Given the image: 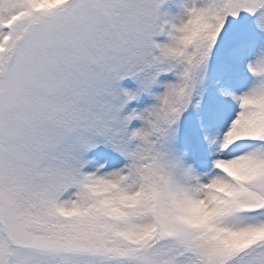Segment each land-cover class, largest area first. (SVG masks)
<instances>
[{"label":"snow or ice","instance_id":"obj_1","mask_svg":"<svg viewBox=\"0 0 264 264\" xmlns=\"http://www.w3.org/2000/svg\"><path fill=\"white\" fill-rule=\"evenodd\" d=\"M0 264H264V0H0Z\"/></svg>","mask_w":264,"mask_h":264}]
</instances>
